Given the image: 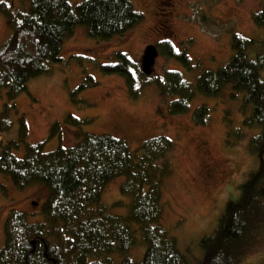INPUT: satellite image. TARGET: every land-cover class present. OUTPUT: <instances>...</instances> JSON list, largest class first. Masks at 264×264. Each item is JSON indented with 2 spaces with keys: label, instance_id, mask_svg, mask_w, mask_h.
I'll list each match as a JSON object with an SVG mask.
<instances>
[{
  "label": "trees",
  "instance_id": "1",
  "mask_svg": "<svg viewBox=\"0 0 264 264\" xmlns=\"http://www.w3.org/2000/svg\"><path fill=\"white\" fill-rule=\"evenodd\" d=\"M0 14L11 28V36L0 47V93L4 92L9 102L26 93L31 81L50 74L53 66L62 62L65 40L79 27H85L91 39L105 42L126 36L144 19L130 0H86L75 8L70 0H30L16 12L8 1L0 0ZM253 22L264 27V6L254 13ZM256 44L234 35L229 63L205 71L196 87L178 72H168L155 82L165 101L172 98L168 103L171 117L189 112L196 92L221 98L229 90L240 100L243 127L260 129L247 147L250 155L260 158L259 167L240 187L238 200L227 203L214 233L200 241L206 253L203 264H240L242 251H249L264 228V42L254 51V60L248 57ZM165 47L168 58L190 68L187 53L175 54L172 46ZM116 57L119 62L102 66L101 72L123 77L135 98L131 60L119 52ZM88 84L82 83L78 91L90 87ZM11 109L6 105L0 114V130L10 128ZM208 118L209 110L198 108L195 123L204 126ZM67 122L73 126L84 123L73 116ZM60 130L55 124L49 140ZM78 138L72 147L46 153L47 141L28 143L29 128L22 118L18 140L0 141V174L15 189L40 186L47 193L38 204L39 220L31 221L17 211L9 214L0 264H134L133 250L140 247L145 250L141 264H192L163 226L165 187L175 172L177 140L163 136L133 149L111 135L81 134ZM21 146L25 150L19 158L15 152ZM119 179L123 180L121 197L129 202L125 215L114 214V209L125 207L124 202L109 208L102 200L107 187Z\"/></svg>",
  "mask_w": 264,
  "mask_h": 264
},
{
  "label": "rangeland",
  "instance_id": "2",
  "mask_svg": "<svg viewBox=\"0 0 264 264\" xmlns=\"http://www.w3.org/2000/svg\"><path fill=\"white\" fill-rule=\"evenodd\" d=\"M2 1H8L16 12L23 10L30 0ZM84 1L70 0L73 8ZM130 2L144 19L126 36L98 41L89 37L85 27H79L72 38L65 40L62 62L53 66L50 74L31 81L28 91L14 102H9L4 92L0 93V114L6 105L12 106L10 128L6 131L1 128L0 141L18 140L22 118L29 128L28 143L47 141L46 153L76 145L81 134L111 135L125 140L133 149L163 136L177 140L175 172L165 187L163 226L177 239L180 252L188 256L189 262L203 264L206 253L200 241L214 233L227 203L238 200L240 187L259 167L260 158L250 155L247 147L260 129L243 127L240 100L232 97L229 90L221 98L196 92L189 112L171 117L168 103L172 98L165 101L155 82L168 72H178L196 87L205 71H215L229 63L233 55L231 41L236 34L257 43L256 49L248 53L254 60V51L260 50L264 42V27L255 26L253 15L262 9L264 0ZM10 36L11 28L0 14V47ZM167 44L175 54L187 53L190 68L164 54ZM148 46H155L160 53L151 77L142 74V57ZM118 52L131 60L136 78L135 98L123 77L101 72L102 66L119 62ZM261 77L264 81V69ZM85 82L90 87L78 91ZM202 107L209 110V118L204 126H199L194 116ZM70 116L84 123L73 126L67 122ZM55 124L61 130L49 140ZM24 150L21 146L16 156L21 158ZM122 183V179L111 183L102 196L109 208L117 202L125 203L123 209H114L118 215H125L129 204L121 197ZM46 196L40 186L15 189L0 174V249L9 214L17 211L28 215L31 221L39 220L41 208L33 204H42ZM255 238L249 251H242L240 264H264V228ZM144 251L142 247L134 249L131 261L141 264Z\"/></svg>",
  "mask_w": 264,
  "mask_h": 264
},
{
  "label": "water",
  "instance_id": "3",
  "mask_svg": "<svg viewBox=\"0 0 264 264\" xmlns=\"http://www.w3.org/2000/svg\"><path fill=\"white\" fill-rule=\"evenodd\" d=\"M159 57V51L155 46H148L142 58V74L145 77H151L153 75L154 67ZM38 207V203L33 204Z\"/></svg>",
  "mask_w": 264,
  "mask_h": 264
}]
</instances>
